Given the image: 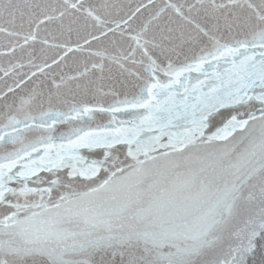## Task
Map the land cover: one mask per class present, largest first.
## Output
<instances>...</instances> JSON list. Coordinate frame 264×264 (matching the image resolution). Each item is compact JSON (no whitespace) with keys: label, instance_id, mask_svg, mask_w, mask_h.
I'll return each mask as SVG.
<instances>
[{"label":"snow or ice","instance_id":"snow-or-ice-1","mask_svg":"<svg viewBox=\"0 0 264 264\" xmlns=\"http://www.w3.org/2000/svg\"><path fill=\"white\" fill-rule=\"evenodd\" d=\"M0 264H264V0H0Z\"/></svg>","mask_w":264,"mask_h":264}]
</instances>
